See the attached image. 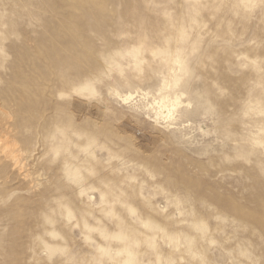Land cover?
<instances>
[{"label":"rangeland","instance_id":"rangeland-1","mask_svg":"<svg viewBox=\"0 0 264 264\" xmlns=\"http://www.w3.org/2000/svg\"><path fill=\"white\" fill-rule=\"evenodd\" d=\"M0 264H264V0H0Z\"/></svg>","mask_w":264,"mask_h":264},{"label":"bare ground","instance_id":"bare-ground-1","mask_svg":"<svg viewBox=\"0 0 264 264\" xmlns=\"http://www.w3.org/2000/svg\"><path fill=\"white\" fill-rule=\"evenodd\" d=\"M131 98H132V95H129V96H127V99H125V100L131 99ZM169 113H170V109L167 106L162 105V109L160 110V113H159L157 119H159L163 115H167Z\"/></svg>","mask_w":264,"mask_h":264}]
</instances>
